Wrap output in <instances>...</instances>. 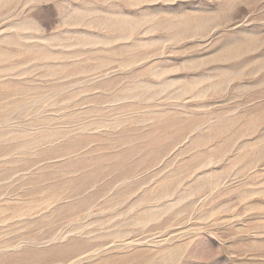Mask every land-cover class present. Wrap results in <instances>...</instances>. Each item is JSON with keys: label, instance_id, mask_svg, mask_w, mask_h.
<instances>
[{"label": "rangeland", "instance_id": "rangeland-1", "mask_svg": "<svg viewBox=\"0 0 264 264\" xmlns=\"http://www.w3.org/2000/svg\"><path fill=\"white\" fill-rule=\"evenodd\" d=\"M0 257L264 264V0H0Z\"/></svg>", "mask_w": 264, "mask_h": 264}, {"label": "bare ground", "instance_id": "bare-ground-1", "mask_svg": "<svg viewBox=\"0 0 264 264\" xmlns=\"http://www.w3.org/2000/svg\"><path fill=\"white\" fill-rule=\"evenodd\" d=\"M81 243L80 242H76V243H73V244H70L69 245V248H70V250L72 251V255L70 254V256H68V257H65V258H63V259H67V258H69V257H74L79 251H80V247H81ZM41 255V254H40ZM44 256V255H43ZM41 257H42V255H41ZM3 258L2 257H0V260H2Z\"/></svg>", "mask_w": 264, "mask_h": 264}]
</instances>
